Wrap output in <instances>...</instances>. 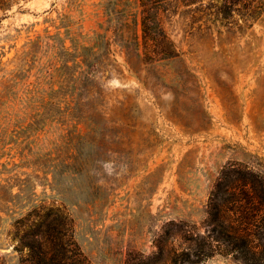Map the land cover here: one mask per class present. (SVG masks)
<instances>
[{
  "label": "rangeland",
  "instance_id": "obj_1",
  "mask_svg": "<svg viewBox=\"0 0 264 264\" xmlns=\"http://www.w3.org/2000/svg\"><path fill=\"white\" fill-rule=\"evenodd\" d=\"M195 6L162 15L179 56L148 63L118 36L138 0H0V264H24L34 207H64L95 264H126L168 220L203 231L228 165L264 176V12L224 26Z\"/></svg>",
  "mask_w": 264,
  "mask_h": 264
},
{
  "label": "trees",
  "instance_id": "obj_2",
  "mask_svg": "<svg viewBox=\"0 0 264 264\" xmlns=\"http://www.w3.org/2000/svg\"><path fill=\"white\" fill-rule=\"evenodd\" d=\"M179 4L207 9L224 26L235 22L233 13L251 26L264 12V0H138V18L123 19L118 29L123 46L133 44L148 63L178 57L162 15ZM202 227L168 220L153 240L155 250L146 255L132 249L126 264H207L216 254L231 255L241 264H264V176L240 163L223 169L210 191ZM15 229L14 248L25 251L24 264H95L75 240L73 219L64 207H34L16 219Z\"/></svg>",
  "mask_w": 264,
  "mask_h": 264
}]
</instances>
